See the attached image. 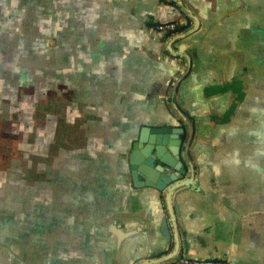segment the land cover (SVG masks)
I'll list each match as a JSON object with an SVG mask.
<instances>
[{"label":"crops","instance_id":"1","mask_svg":"<svg viewBox=\"0 0 264 264\" xmlns=\"http://www.w3.org/2000/svg\"><path fill=\"white\" fill-rule=\"evenodd\" d=\"M177 2L0 0V264H129L164 249L161 192L134 186L129 153L143 126L185 125L165 99L179 62L150 33L184 3L206 28L186 40L177 93L199 186L182 188L180 212L198 252L264 264V164L244 163L234 136L227 148V43L264 38V0Z\"/></svg>","mask_w":264,"mask_h":264},{"label":"water","instance_id":"2","mask_svg":"<svg viewBox=\"0 0 264 264\" xmlns=\"http://www.w3.org/2000/svg\"><path fill=\"white\" fill-rule=\"evenodd\" d=\"M181 4L182 2H177ZM184 18L172 20L178 21L180 26L187 27L186 30L181 31L174 36L159 35L150 31L153 38H174L173 42L181 39L193 38L194 35L203 31L206 27L202 22V15L199 12H194L191 8L184 3L183 4ZM151 30V29H150ZM171 41V39H170ZM181 45V44H180ZM176 45L181 50L182 62H179V68L176 71L175 77L170 82L172 90L171 98H165L170 104V108L176 110L183 117L185 124H188V128L193 132V124L186 117V113L191 115L188 111L182 112L180 106L177 103V93L180 88L181 82L187 77L191 70V57L187 54L186 45ZM182 73L178 76V73ZM239 91L233 92L234 98H238ZM180 102V100H179ZM184 131L183 128H172L171 126L161 125L156 127L143 126L140 130L139 140L134 143L133 149L129 153V161L131 164V174L134 181V186L137 188L150 187L155 188L161 192L162 205L165 213V217L162 222L161 229L167 238V244L162 250L150 251L146 255L137 254L134 256L129 264H170L182 255H186L198 259H224L228 260L224 253H214L211 255H204L198 252L191 244L189 236L184 225L182 214L180 212V206L178 202L179 194L182 188L191 187L198 189V179L196 178V169L191 166L187 169L183 165V162L179 160L180 155L178 153V146L181 144L179 133ZM152 136L149 139V135ZM168 133H172L175 140L169 141ZM155 134H158L155 136ZM163 134L165 138L163 139ZM178 138V139H177ZM191 137L187 142L190 143ZM167 146L176 155L167 152ZM158 162V163H156ZM174 169L170 171L169 169ZM198 175V174H197Z\"/></svg>","mask_w":264,"mask_h":264},{"label":"flooded vegetation","instance_id":"3","mask_svg":"<svg viewBox=\"0 0 264 264\" xmlns=\"http://www.w3.org/2000/svg\"><path fill=\"white\" fill-rule=\"evenodd\" d=\"M186 29L187 27L180 28L181 31H184ZM172 39L174 38H160V42L162 43V50L164 53H169L173 57V59L171 58L172 60L182 62L183 58L181 56V50L177 48L176 45H187V38L173 42L171 47L169 46V43L171 45ZM232 46L233 48H236L233 51V55H235L234 57L232 54H230L231 51L229 52V50L227 49V83L230 82L228 81L230 76V80L232 79V85L235 86L236 91H238L237 87H239L240 93H238L239 97L236 98V103H231V100L228 99L232 98L230 97V95H232L233 92L231 90H227V116L230 118V121L227 124V137H229L227 148L229 149L232 146L229 142L232 141V136H234L237 138V142L235 143L236 146L234 148L239 149L242 152L244 163L250 161L251 159L257 158V161L263 165L264 38H236L234 45H232V43H227L228 48ZM257 48L259 50L262 49V52L260 53V51H258L257 53ZM243 54H245V57L243 56ZM255 54H257V56H255ZM259 56H261V58H257ZM181 74L182 73L179 72L178 76H181ZM38 96H41V92ZM230 107H232L231 109H234L235 107L236 110L234 116L232 117H230V110H228L230 109ZM188 125L189 123L183 125L182 128H184V131L182 133H179V138L182 141L178 146V153L180 155L179 160L183 162V165L187 169L191 166V164L194 167L197 166V161H195L192 156L193 143L196 134L195 131H193L191 135V130L190 128H188ZM233 128L239 130V133H237ZM253 134L259 135L256 142H254ZM157 135L158 134H155V136ZM167 135L169 141L175 140V138H173L172 136V133H168ZM151 136L152 134L149 135V139ZM162 136L164 139L165 134H163ZM190 137V143L187 145ZM138 140L139 139L133 140L132 146H134V143ZM172 154L174 157L176 156L174 152H172ZM167 169L172 172L174 171V169L172 170L168 167ZM6 227L11 228L10 221L6 222L5 219L0 220V229H3L4 231L7 229ZM5 255V248H3L2 246V248L0 249V259H5Z\"/></svg>","mask_w":264,"mask_h":264},{"label":"built area","instance_id":"4","mask_svg":"<svg viewBox=\"0 0 264 264\" xmlns=\"http://www.w3.org/2000/svg\"><path fill=\"white\" fill-rule=\"evenodd\" d=\"M180 24L181 23H179L178 21L157 22L155 24H152L150 29L155 34L174 36L181 32ZM170 264H228V261L224 259L204 260V259H198V258L182 255Z\"/></svg>","mask_w":264,"mask_h":264},{"label":"rangeland","instance_id":"5","mask_svg":"<svg viewBox=\"0 0 264 264\" xmlns=\"http://www.w3.org/2000/svg\"><path fill=\"white\" fill-rule=\"evenodd\" d=\"M22 75H25V74H22ZM29 75V74H28ZM27 74L25 76H28ZM33 76V75H32ZM31 78V77H30ZM237 90L240 92V89L239 87H237Z\"/></svg>","mask_w":264,"mask_h":264}]
</instances>
